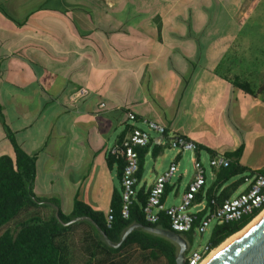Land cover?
Instances as JSON below:
<instances>
[{"label":"crops","instance_id":"1","mask_svg":"<svg viewBox=\"0 0 264 264\" xmlns=\"http://www.w3.org/2000/svg\"><path fill=\"white\" fill-rule=\"evenodd\" d=\"M221 1L0 0V106L20 148L35 157L36 196L54 198L63 214L78 202L106 217L112 193L121 189L108 151L130 130L128 112L200 146L199 161L202 152L209 160L211 152L243 145L240 163L251 170L264 167L258 142L264 104L216 75L235 37L230 30L226 41L214 43L207 35L222 30L212 23ZM243 1L233 0L234 14L226 16L224 27L240 28ZM81 89L87 95L72 103ZM238 124H247V137ZM150 135L162 146L159 157L168 148L165 138ZM154 149L147 154L153 166L136 192L147 194L173 162L178 168L182 152L157 160ZM250 151L257 157L246 163ZM2 155L14 153L0 127ZM205 176L210 186V169ZM193 177L194 168H185L171 180L161 207L179 203Z\"/></svg>","mask_w":264,"mask_h":264},{"label":"trees","instance_id":"2","mask_svg":"<svg viewBox=\"0 0 264 264\" xmlns=\"http://www.w3.org/2000/svg\"><path fill=\"white\" fill-rule=\"evenodd\" d=\"M235 67L239 70L231 75V68ZM247 67L239 65L236 59L228 58L222 61L216 75L230 83L232 88L241 90L264 104V80L259 83L248 80L250 72ZM0 127L14 153L12 157L0 156V264H176L179 248L174 242L162 236L147 232L144 228H137L118 247H111L93 225L95 223L115 245L133 224L173 231L163 212L159 213L157 223L150 224L145 221L142 209L147 194L142 189L136 192L127 219L121 216L122 188L120 192L115 191L111 195L112 219L109 223L101 212L78 202L74 203V209L70 214H63L54 198L38 197L34 194L35 157L18 145L14 133L4 122L1 106ZM151 145L155 148L151 155L157 157L162 146L156 144L154 139L147 146L135 147L138 164L134 175L136 186L141 181L145 157ZM243 149L244 146L240 145L235 151L224 153L230 164L214 172L213 182L207 191L209 196L214 195L218 201H222L233 196L241 185L255 175L264 176V167L251 170L240 163ZM200 150V146H197L196 158ZM210 154L215 155L213 152ZM108 158L110 166L113 164L117 166L121 183L123 162ZM237 176L242 177L231 182ZM166 192L167 187L164 189V193ZM199 200L200 196L197 195L196 201ZM56 212L64 223L77 217H88L90 221L80 220L63 226L56 219ZM249 221L250 219H243L214 225L208 239L211 249H216L228 238L240 232ZM193 229L190 232L175 233L190 246L193 241Z\"/></svg>","mask_w":264,"mask_h":264},{"label":"built area","instance_id":"3","mask_svg":"<svg viewBox=\"0 0 264 264\" xmlns=\"http://www.w3.org/2000/svg\"><path fill=\"white\" fill-rule=\"evenodd\" d=\"M86 95L87 91L85 89L78 90L70 97V101L75 103ZM100 108L104 109L105 104H101ZM126 119L131 124L130 130L108 151V157L123 162L121 175V216L124 219L129 217L130 204L136 195V180L134 175L138 164L135 147L149 145L153 139L150 132L164 136L165 145L169 149L176 150L178 153L183 151L195 152L197 150V145L194 142L181 135L166 133V129L155 122L138 119L130 112L126 113ZM137 123L144 124L146 130L135 126ZM229 164L230 160L224 154L211 156L208 162L211 177L214 179L213 171L225 168ZM193 168V180L181 194L179 203L171 204L167 207H161V199L165 186L177 172V164L173 162L155 178L153 185L148 190L146 203L142 209L147 223H157L159 221V213L163 212L168 218L170 227L174 232H190L193 226H195L193 229V238H195L197 235L202 237L211 226L213 227L216 224L250 219L246 225L248 226L264 211V176L255 175L247 182L243 191L227 199L218 201L216 196H209L207 194L209 186L206 185L205 169L199 159L196 158L194 160ZM197 195L200 196L199 201H196ZM110 213L111 211L109 210L106 215V222L108 223L112 219ZM192 245L193 241L185 252V264H202L214 250L211 249L208 242L196 249H193Z\"/></svg>","mask_w":264,"mask_h":264},{"label":"rangeland","instance_id":"4","mask_svg":"<svg viewBox=\"0 0 264 264\" xmlns=\"http://www.w3.org/2000/svg\"><path fill=\"white\" fill-rule=\"evenodd\" d=\"M234 3L233 0H222L221 5L218 9V12H216L215 20L212 22L214 25L218 26L221 30V32L218 33H209L208 36H211L214 43L217 42L218 38L222 37V40L226 41V38L228 36V32L230 30H233L234 33V41L230 45V48H228V54L227 56H230V58L236 59L238 61V64L240 65H247L250 72V77H248V80L255 81V82H262L264 80V0H244L242 4L240 5V10L244 12V17H240L239 20H236V23L239 27H234L233 25L227 24L228 27H224L223 23L226 19V16H233L234 14ZM213 11H216V8L213 9ZM209 13V12H208ZM211 14V13H209ZM212 17V16H210ZM210 19V18H208ZM214 19V18H213ZM189 24V23H188ZM225 31V32H223ZM192 35V34H190ZM201 33L199 34V36ZM213 43V42H212ZM239 68L232 70L230 73H236L238 72ZM247 124H238V129L242 135V137H247L248 135V128L246 126ZM253 125V124H252ZM251 140L253 142L256 141L254 138V135H252ZM258 142H261L260 146H264V136L258 137ZM254 151V150H253ZM174 154L178 153L176 150L165 148L162 152V154L157 157V160H160L161 156L163 154ZM257 157V154L254 152L245 153L244 160L246 163H252ZM195 160L194 152L192 151H183L179 165L177 168V172L175 173L174 177L172 178V181H175L178 176H180L184 169L187 168L188 170L193 169V163ZM200 162L202 166L205 168L206 171L209 169L208 165V156L205 152L201 153ZM168 165V159L165 162ZM153 166V159L150 155H147L145 157V164H144V172L143 177L147 175L148 168L150 169ZM243 176V175H242ZM242 176H237L231 180V182L239 179ZM171 181V182H172ZM247 183H244L241 185L237 191L234 193V195L240 193L243 191L246 187ZM183 184L181 185V187ZM182 189V188H181ZM172 199V197H171ZM211 228L207 230V232L201 237L200 235H197L195 238H193V245L192 248L196 249L197 247H202L206 242H208Z\"/></svg>","mask_w":264,"mask_h":264},{"label":"water","instance_id":"5","mask_svg":"<svg viewBox=\"0 0 264 264\" xmlns=\"http://www.w3.org/2000/svg\"><path fill=\"white\" fill-rule=\"evenodd\" d=\"M55 216L63 226L80 220L90 221V218L88 217H77L64 223L60 220L57 212ZM93 225L99 231L105 242L111 247H118L133 230L144 228L147 232L162 236L174 242L179 248L176 257V264H185V252L188 245L179 234L173 231L154 227H143L141 224H133L123 233L120 242L115 245L108 240L106 235L95 223H93ZM207 264H264V214L256 224L251 226L240 237L232 240L227 246L211 258Z\"/></svg>","mask_w":264,"mask_h":264},{"label":"bare ground","instance_id":"6","mask_svg":"<svg viewBox=\"0 0 264 264\" xmlns=\"http://www.w3.org/2000/svg\"><path fill=\"white\" fill-rule=\"evenodd\" d=\"M264 214V211L256 218L254 219L248 226H246L244 229H242L240 232L234 234L230 238H228L226 241H224L220 246H218L216 249L213 250V252L210 254V256L202 263L207 264L211 258H213L220 250H222L225 246H227L232 240L240 237L244 232H246L251 226L256 224L262 215Z\"/></svg>","mask_w":264,"mask_h":264}]
</instances>
